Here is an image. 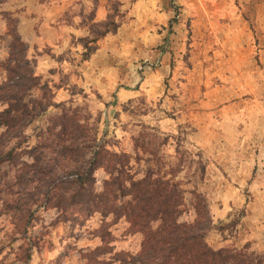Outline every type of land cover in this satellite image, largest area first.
I'll list each match as a JSON object with an SVG mask.
<instances>
[{
	"label": "rangeland",
	"instance_id": "rangeland-1",
	"mask_svg": "<svg viewBox=\"0 0 264 264\" xmlns=\"http://www.w3.org/2000/svg\"><path fill=\"white\" fill-rule=\"evenodd\" d=\"M223 1L107 0V16L118 26L89 43L101 49L105 37L109 40L107 54L87 72L85 62L96 50L85 58L90 32L56 24L53 46L25 43L35 73L59 106H49L28 124L21 118L10 130L0 125V264H123L115 252L139 250L141 235L129 231L123 216L97 212L73 219L45 206L42 193L36 199L35 186L44 192L52 176L55 182L64 178L67 161L51 162L54 145L47 134L63 107L69 113L76 108L86 125L81 142L90 141L97 126L98 142L127 154L123 166L130 175L141 177L148 168L174 175L186 202L190 191L202 193L212 220L209 245L249 244L264 254V27L246 8L253 47L248 57L247 48L233 46L231 31L216 29L223 22L217 23L211 7ZM73 2L77 10L86 4ZM71 18L67 14L64 22ZM14 26L17 17L0 9L1 86L8 80V29ZM5 91L0 90V111L8 106ZM30 92L41 94L36 88ZM233 103L240 107L223 110ZM34 168L41 172L31 180ZM17 174L26 178L18 182ZM94 177L100 191L108 174L100 168ZM29 204L33 211L25 215L9 208ZM185 209L181 219L191 220L192 210ZM100 228L109 232L113 248L104 254L96 250Z\"/></svg>",
	"mask_w": 264,
	"mask_h": 264
},
{
	"label": "trees",
	"instance_id": "trees-1",
	"mask_svg": "<svg viewBox=\"0 0 264 264\" xmlns=\"http://www.w3.org/2000/svg\"><path fill=\"white\" fill-rule=\"evenodd\" d=\"M6 1L0 0V4ZM90 25L91 37L84 38L85 58L96 49L89 43H96L118 26L109 15L104 21ZM8 31L11 38L5 62L8 80L0 85V90H6L8 106L0 111V125L10 130L21 118L28 124L45 113L49 106L59 104L52 101V90L47 82L41 81V76L35 73L16 26ZM34 88L41 92L40 96L30 97ZM77 111L74 108L69 113L63 107L59 115L51 118L47 127L49 142L54 145L51 162H67L62 167L63 179L55 182L57 178L52 176L51 186L44 192L35 186L36 199H40L39 193H42L41 199L48 203L45 206L73 219L82 217L85 220L97 212L101 216H123L129 231L141 235L136 253H114V259L123 264H264V254L252 250L249 244L219 248L208 244L206 234L212 228V220L207 201L198 190L190 191L192 197L186 202L185 191L174 181V175L167 178L153 168H148L141 177L130 175L123 166L127 154L113 153L106 148L104 140L98 142L94 135L97 126L92 125L90 141L81 142L79 136L87 127L81 123ZM7 154L11 156L12 152ZM100 168L108 178L103 180L102 189L96 191L94 173ZM40 172L41 169L34 168L30 179L35 180ZM24 178L26 176L15 175L18 182ZM31 205L9 208L25 215L33 211ZM185 208L192 210L191 220L181 219ZM98 231L102 244L96 250L102 254L110 252L113 248L108 245L109 232L104 228Z\"/></svg>",
	"mask_w": 264,
	"mask_h": 264
},
{
	"label": "crops",
	"instance_id": "crops-1",
	"mask_svg": "<svg viewBox=\"0 0 264 264\" xmlns=\"http://www.w3.org/2000/svg\"><path fill=\"white\" fill-rule=\"evenodd\" d=\"M73 1L74 0H7L0 4V9L17 17V32L24 43L31 45L29 47H34L36 43L38 45H45V43H47L49 46H53L54 44L51 40L53 38H51L50 35L53 36V31L60 29V27L56 28L57 25H66L69 26L71 30L83 31L85 32L83 35H88V32H90V24L104 21L107 17V0H84L86 3L85 7L80 5L82 8L80 9L79 7L78 10L76 9L78 3H74ZM240 1L241 2L237 3V6L231 2V0L216 2L211 8L213 14L218 16L217 23L220 21L223 22L222 24H217L216 29L220 31H231L229 35L235 42L233 46L236 47L239 44L243 48H247L245 52L247 56L250 57V50L251 48L253 49V47L251 46L249 38V24L243 12L247 8L249 14L255 18L257 24H262L264 27V22H261V18L264 16V3H259L257 0L255 2L254 0ZM69 13H71L72 20L65 23L64 17ZM108 41V38L105 37L104 42L101 44V49H96L91 54L90 61L85 62L86 66L84 69L86 72L93 66L97 58L107 54L104 50ZM119 95H123L122 92ZM239 107L240 104H227L223 106V110L225 108L226 110L229 108H236L237 110ZM258 240L260 241V239Z\"/></svg>",
	"mask_w": 264,
	"mask_h": 264
}]
</instances>
